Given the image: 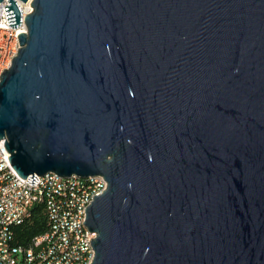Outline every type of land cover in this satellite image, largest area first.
Segmentation results:
<instances>
[{"label": "water", "instance_id": "obj_1", "mask_svg": "<svg viewBox=\"0 0 264 264\" xmlns=\"http://www.w3.org/2000/svg\"><path fill=\"white\" fill-rule=\"evenodd\" d=\"M32 6L0 141L31 184L106 179L93 264H264V0Z\"/></svg>", "mask_w": 264, "mask_h": 264}, {"label": "built area", "instance_id": "obj_2", "mask_svg": "<svg viewBox=\"0 0 264 264\" xmlns=\"http://www.w3.org/2000/svg\"><path fill=\"white\" fill-rule=\"evenodd\" d=\"M23 12L22 25L10 26L6 6L0 3V75L11 66L12 53L21 47L19 35L27 33L26 17L32 14L34 0H16ZM11 154L0 141V264H90L95 260L92 240L96 232L85 225L87 209L95 196L104 194L108 182L94 177V185H85V178H69L55 173L37 176L38 183L31 184L12 166ZM41 191H49L48 199H41ZM43 206L47 212L49 228L37 236V242L22 245L17 242L12 220L19 216L33 217L35 207ZM48 233H56V240H48Z\"/></svg>", "mask_w": 264, "mask_h": 264}, {"label": "trees", "instance_id": "obj_3", "mask_svg": "<svg viewBox=\"0 0 264 264\" xmlns=\"http://www.w3.org/2000/svg\"><path fill=\"white\" fill-rule=\"evenodd\" d=\"M49 228L47 212L43 206L35 207L32 219L16 229L17 242L28 245L35 237L46 232Z\"/></svg>", "mask_w": 264, "mask_h": 264}, {"label": "bare ground", "instance_id": "obj_4", "mask_svg": "<svg viewBox=\"0 0 264 264\" xmlns=\"http://www.w3.org/2000/svg\"><path fill=\"white\" fill-rule=\"evenodd\" d=\"M20 49L21 47L18 48V53H12L11 66L9 67V69L12 67L13 65L12 61L14 60L15 57L18 56ZM9 69H6V70H9ZM1 76L2 75H0V83H1ZM85 185H94V177L85 178ZM48 198H49V191H41V199H48ZM28 220H30V216H19L18 218H15L12 220V228H17L18 226L23 225ZM97 238H98V235H96V239ZM48 240H56V233H48ZM31 242H37V237H35ZM93 250H95L94 246H93ZM93 263H94V260H90V264H93Z\"/></svg>", "mask_w": 264, "mask_h": 264}]
</instances>
